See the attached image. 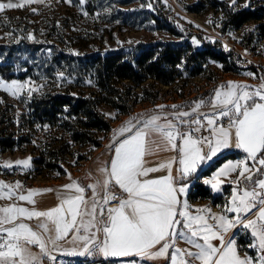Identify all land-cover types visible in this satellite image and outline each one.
Here are the masks:
<instances>
[{
  "label": "snow or ice",
  "instance_id": "6c2138e0",
  "mask_svg": "<svg viewBox=\"0 0 264 264\" xmlns=\"http://www.w3.org/2000/svg\"><path fill=\"white\" fill-rule=\"evenodd\" d=\"M231 2L235 5L237 0ZM17 7H23V3L0 2V13ZM29 39L34 37L29 34ZM193 42L199 43L195 38ZM59 76L64 78V73ZM28 87L27 83L13 80L6 84L0 80V88L13 95ZM249 87L229 81L215 90L210 101H195L190 111L182 110L185 106L172 105V109L181 110L146 119L142 115L133 117L114 130L121 137L129 135L110 146L114 147V156L109 165L99 169L100 178L94 183L82 185L69 173L71 183L63 185L57 206L44 211L15 204L0 208V264H45L44 258L55 264L57 255L53 252L129 258L127 264L160 258L169 264H252L251 257L239 256L234 235L225 240V234L237 225L251 229L256 240L251 247H258L262 253L259 264H264V83L253 90ZM33 91L37 89L30 88L29 95ZM205 106L212 111H200ZM224 118L227 123L220 122ZM205 131L208 135L203 134ZM232 147L246 156L229 161L210 179L203 180L213 191L220 192L224 184L221 177L237 173L231 182L235 186L229 204L220 214L207 207L193 214L181 196L187 193L192 178H198L203 165ZM169 150L177 155L150 166L152 162L146 157ZM14 163L30 168L31 157ZM3 167L12 168L13 163L5 162ZM162 170L166 174L150 177ZM20 187L19 181L15 185L0 182V198H10L13 189ZM88 190L90 196L86 195ZM53 191L57 190L30 189L18 199L35 205L34 196ZM225 212L234 215L229 217ZM250 215L255 218L249 219ZM22 218H35L36 229ZM178 239L190 247L176 246ZM60 241L74 247L65 249ZM30 245L38 246L40 253L33 252Z\"/></svg>",
  "mask_w": 264,
  "mask_h": 264
},
{
  "label": "rangeland",
  "instance_id": "374dc122",
  "mask_svg": "<svg viewBox=\"0 0 264 264\" xmlns=\"http://www.w3.org/2000/svg\"><path fill=\"white\" fill-rule=\"evenodd\" d=\"M0 2H7V0H0ZM13 2L23 3V7L6 9L0 13V42L16 43L26 39L41 44L44 51L43 66L33 65L35 75L41 73L40 77L7 80L0 75V80L5 81L6 84H11L15 80L29 85L17 95L0 88V93L7 97L8 102L14 105L17 112H21V97L29 95L30 88L37 89L31 92V95L43 93L47 88L55 86L86 95L96 92L87 67L74 63L69 67L63 61H55L52 59L55 50H61L69 56H79L91 52L128 51L161 44L179 45L184 48L189 44L192 51L186 53L190 54L206 42L218 43V35L221 33H227L230 38L242 43L264 48V0H237L235 5L231 0H83V3L81 0H70V2L69 0H41L38 3L13 0ZM246 4L247 7H245ZM245 9L254 11L257 18L239 28H234L229 24V14ZM29 34L34 39H29ZM193 38L199 43H194ZM219 48L222 51L220 44ZM24 57L25 55L21 57L20 62ZM22 62L25 65L31 64L29 60ZM237 64L238 67L234 71H226L224 64L209 60L204 62L202 73L196 76L185 74L171 85L149 80L139 87L134 86L129 95L131 98L139 97L138 103L130 106L129 101L127 113H122L119 107L101 104L98 110L110 122L111 130L98 135L99 147L75 145L69 142L65 148L66 154L59 157L65 172L49 167L47 156L44 164L36 163V159L45 153L40 147L24 145L18 149L0 152V182L15 185L19 181L21 184L20 188L13 189V195L10 198H0V208L16 205L17 197L25 191L60 184L68 180L69 173L71 178L75 177L82 185L94 183L100 178L99 169L107 166L110 146H113L121 137L114 130L124 126L125 122L133 117L142 115L146 119L153 114L181 110L172 109V105L185 106L182 110L190 111L189 106H193L195 101L200 99L210 101L215 90L221 85L226 86L229 81L248 85L249 90L259 88L264 83L261 70L259 73L248 66L241 65L240 62ZM45 68L48 70H44ZM43 73H47L48 77H45ZM60 73H64V78L59 76ZM89 80L91 83H88ZM159 105L165 107L160 109ZM200 111L210 113L212 109L205 106ZM132 122L136 123L135 120ZM38 138H42V133ZM28 157H31L30 168L15 165V161ZM224 157L225 155L222 158ZM5 162H12L13 167H3ZM221 179L223 180V177ZM235 179L236 177L232 181ZM199 184L205 186L202 183ZM230 185L232 189L235 186L233 183ZM230 185L222 186L220 192L212 191L210 201L196 199L200 203H195L199 205H194V208L192 204L195 199L191 198V194L193 192L199 194L201 189L195 190L194 186H190L191 189L186 198L190 205L188 210L196 214L197 209L209 206L212 213L220 214V210L223 211L228 205L227 190ZM4 191L7 192L8 189ZM90 195L91 190H88V196ZM223 201H225L224 204ZM112 205L115 206V202ZM224 214L229 217L234 215L226 212ZM209 222L212 223L211 220ZM34 223L37 224V221ZM233 235L239 256L242 259L246 256L251 257L252 264H259V256L262 253L258 247H251L256 243L251 235V229L246 230L242 225H237L225 234V240ZM213 243L219 244V241H213ZM176 246L182 249L190 247L180 239L177 240ZM163 260L165 259L160 258L153 261L162 264ZM45 261L47 264H52L48 260ZM59 261L60 264H68L66 260ZM72 264L119 263L96 255L85 256L78 263Z\"/></svg>",
  "mask_w": 264,
  "mask_h": 264
},
{
  "label": "trees",
  "instance_id": "16d2710c",
  "mask_svg": "<svg viewBox=\"0 0 264 264\" xmlns=\"http://www.w3.org/2000/svg\"><path fill=\"white\" fill-rule=\"evenodd\" d=\"M229 16V24L234 28L257 18L256 13L249 9ZM190 51L192 47L189 44L184 48L161 44L128 51L91 52L79 56H69L61 50H55L52 57L55 61H63L69 67L73 63L87 67L96 92L86 95L56 86L47 88L43 93L21 97V112L15 111L14 105L0 93V152L24 145L40 147L45 153L36 159V163L44 164L47 156L49 167L62 172L64 168L59 157L66 154L65 148L69 142L99 147L98 135L111 130L110 122L98 110L101 104L119 107L122 113H127L129 101L130 106L138 103L139 97L131 98L129 95L134 86L139 87L149 80L171 85L185 74L196 76L202 73L204 62L209 60L224 64L226 71H234L238 67V59H231L220 50L218 43L206 42L194 52L186 53ZM23 55L25 57L22 61L29 60L31 64L20 62ZM43 63L44 51L41 44L26 39L16 43L0 42V75L4 79L40 77L41 73L35 75L33 65L42 67ZM248 67L260 73L257 68ZM43 75L48 77L47 73ZM40 133L42 138H38ZM197 189L201 191L199 194L193 192L192 199L212 198L207 187L196 184L195 190ZM31 227L35 228L33 225ZM145 262L158 264L155 261ZM162 262L168 264V260Z\"/></svg>",
  "mask_w": 264,
  "mask_h": 264
},
{
  "label": "crops",
  "instance_id": "0c3cea01",
  "mask_svg": "<svg viewBox=\"0 0 264 264\" xmlns=\"http://www.w3.org/2000/svg\"><path fill=\"white\" fill-rule=\"evenodd\" d=\"M206 122V121H205ZM127 135H129V133H126L124 134L123 137H120L115 143L114 145L120 140V139H123L125 138ZM205 135H208V132L205 133ZM153 139H156L155 136H153ZM235 147H232V148H229V149H225L223 150L221 153L218 154L217 157H214L212 161L208 162L207 164L203 165V170L198 172L197 177H194V179L191 181V184L190 186H194L195 187V184H199V183H203V180L204 179H210L212 177V175L217 172L221 167H223L224 164L228 163L229 161H232V162H235L237 160H240V159H243L246 154L240 150V149H233ZM206 150V149H205ZM177 153L174 152V151H159L157 152L156 154L152 155V156H148L146 157L147 160L151 161V165L150 166H155L157 163L161 162V161H165L167 160L168 158L170 157H173V156H176ZM225 155L224 158H222L223 156ZM227 155V156H226ZM114 156V147H111V150L109 152V157H108V161H107V165L110 164V160L111 158ZM251 164V162H249ZM175 167L176 165L173 166L174 168V172H175ZM166 174L165 171H160V172H157V173H151L150 174V177H156V176H160V175H164ZM237 176V173H231L227 178L223 177V180H224V184L222 186H227V185H230L232 184V180ZM256 178H259V177H256ZM72 180H76L77 179L75 177H72ZM68 183H71V180H66L64 182H61L60 184H55V185H51V186H47V187H41V188H38V189H48V188H51V189H54V190H57V191H53V192H45V193H42V194H39V195H36L34 196L33 198L36 200V204L35 205H31L29 204L27 201H20L17 197V202H16V205L17 206H22V207H26V208H33L35 207L36 210H40V211H44V210H48L50 208H53L55 206H57V204L59 203V199L58 197L62 194V191H63V185H66ZM205 185V184H204ZM212 193L213 189L209 186V185H205ZM232 185H230V188H228V194L227 196H229V198L227 199L228 200V203L229 204V201L231 199V195H232ZM191 187H189V189L187 190V193H189ZM118 193L120 192V190L118 188L115 189ZM28 191H25L23 194L24 195H27ZM187 193L184 194L183 196H181V199L184 200L187 198ZM86 195H88V192L86 193ZM126 195V194H125ZM210 201L211 199H205V200H202V201ZM199 200H195V202L192 204V208H194L195 206L194 205H199V204H195V203H200L198 202ZM201 201V202H202ZM225 201H223V204H224ZM209 206H207L208 208ZM220 212L222 213V211L220 210ZM249 219H252V218H255L254 216L250 215L248 217ZM23 219V222L24 223H27L30 227L31 225H33L35 228L33 229H36V223H34V221H37L35 218H33L32 220H27L25 218H22ZM7 226H10V225H6ZM248 230V229H246ZM250 235V233H249ZM71 237V233L69 235V239ZM253 238V237H252ZM253 242H254V239H253ZM63 248L65 249H71L72 247H74L73 244L71 243H68L67 241H60L59 242ZM31 248V250L35 253H40V249L38 246H35V245H30L29 246ZM49 248H51L52 246L49 244L48 245ZM53 255H57V261H56V264H60L61 262L59 260H66V263L68 264H72V263H78L79 260L85 258V256H80V255H62L60 254L59 252H53ZM103 257V256H102ZM65 258H68V259H65ZM109 261H113V262H118L119 264H127V261L129 258H107ZM47 260V258H44V261ZM138 264H148L146 263L145 261H138ZM168 264H169V261H168Z\"/></svg>",
  "mask_w": 264,
  "mask_h": 264
},
{
  "label": "built area",
  "instance_id": "2783aa9c",
  "mask_svg": "<svg viewBox=\"0 0 264 264\" xmlns=\"http://www.w3.org/2000/svg\"><path fill=\"white\" fill-rule=\"evenodd\" d=\"M219 44L222 51L231 58H237L243 66H251L261 70L264 78V48L254 46L248 43H242L236 39L230 38L227 33L218 35ZM227 46V48L225 47ZM227 123L226 118L220 121ZM205 131L203 134H205Z\"/></svg>",
  "mask_w": 264,
  "mask_h": 264
},
{
  "label": "water",
  "instance_id": "95a60500",
  "mask_svg": "<svg viewBox=\"0 0 264 264\" xmlns=\"http://www.w3.org/2000/svg\"><path fill=\"white\" fill-rule=\"evenodd\" d=\"M178 247H180V246H178ZM181 248V247H180Z\"/></svg>",
  "mask_w": 264,
  "mask_h": 264
},
{
  "label": "bare ground",
  "instance_id": "6f19581e",
  "mask_svg": "<svg viewBox=\"0 0 264 264\" xmlns=\"http://www.w3.org/2000/svg\"><path fill=\"white\" fill-rule=\"evenodd\" d=\"M113 206V205H112Z\"/></svg>",
  "mask_w": 264,
  "mask_h": 264
}]
</instances>
